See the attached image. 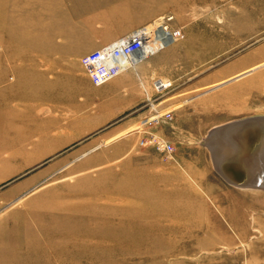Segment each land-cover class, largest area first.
<instances>
[{
	"label": "rangeland",
	"instance_id": "1",
	"mask_svg": "<svg viewBox=\"0 0 264 264\" xmlns=\"http://www.w3.org/2000/svg\"><path fill=\"white\" fill-rule=\"evenodd\" d=\"M119 1L134 12L165 6L156 18L171 15V27L181 30L164 47L175 50L169 66L160 64L153 77L170 87L147 101L143 119L108 121L31 168L9 170L0 183V264H264V189L234 187L217 173L204 143L216 122L185 101L218 75L220 111L264 116V60L232 77L234 59L257 48L264 58V30L255 33L253 19L264 0ZM4 4L0 49L22 20ZM155 111L171 119L152 121ZM149 135L170 143L171 156L148 144ZM88 143L100 166L74 176L68 164L54 166Z\"/></svg>",
	"mask_w": 264,
	"mask_h": 264
},
{
	"label": "crops",
	"instance_id": "2",
	"mask_svg": "<svg viewBox=\"0 0 264 264\" xmlns=\"http://www.w3.org/2000/svg\"><path fill=\"white\" fill-rule=\"evenodd\" d=\"M6 1L9 4H4L3 9L21 11L22 22L20 31L5 34L4 48L0 49V183L10 176L9 170L33 167V163L56 152L59 144H72L91 128L128 114L132 116L130 120L143 119L148 113L143 107L155 97V69L165 62L170 64L175 53L166 51L168 46L155 51L133 69L95 87L79 59L154 20L161 13L157 9L165 6L150 3L134 12L119 0ZM32 7L34 14L30 15L28 9ZM253 19L254 32L263 31L264 2H259ZM28 23H33V31L27 29ZM48 29L52 32L47 33ZM183 56L186 61L187 54L180 57ZM263 60L260 48L253 55L243 54L232 62V77L249 74ZM218 83V75H211L185 100L193 105L191 111L205 113L216 122L212 129L247 118L234 117L238 115L235 110H219ZM61 112L66 115L64 122ZM91 147L90 143L76 146L54 166L68 164L73 176L84 168L100 166V162L95 163L96 156L89 158Z\"/></svg>",
	"mask_w": 264,
	"mask_h": 264
},
{
	"label": "built area",
	"instance_id": "3",
	"mask_svg": "<svg viewBox=\"0 0 264 264\" xmlns=\"http://www.w3.org/2000/svg\"><path fill=\"white\" fill-rule=\"evenodd\" d=\"M172 20L171 15L160 16L145 25L135 28L127 35L82 56L79 63L90 83L95 87L102 86L117 77L121 72L132 69L137 61L181 38V30L171 27ZM164 83L160 80L153 81L154 91L159 94L170 87L169 82ZM159 118L171 119L169 112L159 113L155 111L152 121H157ZM147 143L167 158L173 152L170 143L154 135H149ZM142 144H144V141L140 142V145Z\"/></svg>",
	"mask_w": 264,
	"mask_h": 264
},
{
	"label": "bare ground",
	"instance_id": "4",
	"mask_svg": "<svg viewBox=\"0 0 264 264\" xmlns=\"http://www.w3.org/2000/svg\"><path fill=\"white\" fill-rule=\"evenodd\" d=\"M204 143L210 150L217 173L228 184L237 188L264 189V116L217 126L209 131Z\"/></svg>",
	"mask_w": 264,
	"mask_h": 264
}]
</instances>
